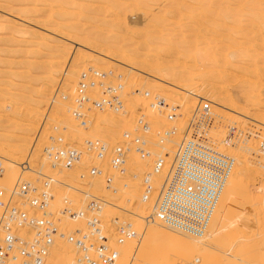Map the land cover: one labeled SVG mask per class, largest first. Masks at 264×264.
<instances>
[{"label":"rangeland","instance_id":"374dc122","mask_svg":"<svg viewBox=\"0 0 264 264\" xmlns=\"http://www.w3.org/2000/svg\"><path fill=\"white\" fill-rule=\"evenodd\" d=\"M4 1L6 2L5 4H3ZM46 1L47 5L41 8L42 6L39 2L30 3L29 0H0V102H2V105L4 103V105H6L7 107L3 110V113L0 112V116L2 117L0 119V146L4 148V150H6L5 148H7L8 151V148L12 143L13 144L11 145V147L14 146L15 143V145L18 146L17 144H19L21 141L22 144L25 143L23 145H25V150L27 149L28 151L26 150L27 152L23 154L24 156L18 160V162H22L19 165L21 167L26 165V163H24L23 161H26V159H30L31 153L32 158H35L34 160H40V155L43 156V152L41 150L45 145L48 144L49 136L55 137L63 134L64 143L74 146H81L85 139L97 138L104 141L109 147H111L124 140L122 136L133 129V124L141 111L147 114L151 129L150 133L146 134L145 137L149 138L153 142H156V134L161 130L170 127L171 125H177L179 131L182 130L186 125L187 120L189 119L190 113L197 105L198 100L200 98H204L211 102L212 113L215 121H218L217 123L223 125H219L221 129L224 128V125L226 124L234 125L236 127L234 148H231L229 152L233 154L236 159L238 157L247 158L248 174L245 176L246 184L243 187L244 189L240 187L239 190H237V194H235V192L232 190V186H234V183L237 179H232L231 177L229 178L228 185L223 191L227 193L225 195V201L224 203H219V205L217 206L213 220L206 233H204L206 237H203L204 235L202 236L203 240L206 238V240L204 241L205 247L203 245L204 248H202V244L199 246L200 243L197 244L194 240H192V237H190V239L188 237L189 242L190 240H192L194 241L195 245L193 246V243L190 242V244L187 245L186 248L183 245V248H181L180 245H175L172 239L173 237L185 234L164 228L162 230L163 232L160 235H154L148 240L144 239L141 241L142 243L140 249L137 253H135V258L138 259H134L132 264H172L171 261L173 255L171 253L176 252V247L177 250L181 249L182 251L180 250V252L178 250L180 255H178V253L176 254V263L173 262V264H211L213 261L214 262L212 264H264V166L262 164L256 163V161H259V158H256V156L259 155L256 147V134L263 135L264 133V129L257 125L261 122L260 125L264 127V125L262 124V120L264 118V50L262 51V49H264V34L262 35V33H264V0H182L183 2H181V0H107V2L106 0H74V2L73 0ZM50 1L53 2H51V5L49 4ZM232 2H234L233 6ZM93 3L97 5H93ZM19 4L20 6L18 7ZM128 4L129 7H127ZM213 4H215L216 6H213ZM35 6H37L38 8L36 9ZM55 7V11L52 12V10H54L53 8ZM62 7L65 9V11L64 9H62ZM49 8L55 20H53V18L52 20L51 18H47V20L46 17L45 19L38 17V15L43 12H48L50 14ZM109 8H111V12ZM74 9L76 12L74 11ZM213 9L215 11H213ZM94 10L96 11L95 15ZM100 10H103V13L102 11L100 12ZM57 11L61 13L62 16H59V14H55V12ZM81 11L83 12V16L81 15ZM206 11L208 12V14L206 13ZM78 12H80V14H78ZM186 12L189 13L186 14ZM75 13L76 16H74ZM124 14L126 17L124 16ZM16 15L19 16L17 17ZM102 17H104L105 19ZM123 17H125V23L123 22ZM129 17L130 20L128 19ZM114 18H116V21L114 20ZM194 19L195 21L193 22ZM60 21L65 23V25ZM200 21L202 22L201 24ZM86 22L87 24H85ZM188 22L189 24H191V26H189ZM52 24L54 25L52 26ZM104 24L107 26H104ZM224 24H226L227 26H224ZM184 25H187L189 27L187 28ZM201 27H203V30H201ZM236 27L237 29H235ZM240 27L246 29V33L245 31H242V28ZM248 27L249 31H252L251 34L248 31ZM43 28L45 29L43 30ZM258 28H260V30H258ZM46 29L50 31H47ZM19 32L21 34H18ZM105 32L106 34H104ZM88 33H91L90 36L92 37H90ZM10 35L11 37H9ZM256 35L258 36V38L256 37ZM22 37L25 39H23ZM217 37H219V39H216ZM89 38H92L91 41H89ZM166 39L171 48V51L169 49V51L166 53L158 52V46L166 43ZM242 39L244 40V43ZM144 40L146 42H144ZM220 40L221 42L225 43L224 47H222L223 44H219ZM231 40H237V42H233ZM258 40L261 44L258 42ZM254 43L257 48H255V45L253 46ZM100 44L101 46L99 49ZM110 45H114L113 50L118 52H116V54L118 55V59L115 58L114 51L108 49ZM138 45H140V47ZM144 45L145 47L143 48ZM234 45L235 49H232V47L234 48ZM257 45H260V47H258ZM149 48L151 50H149ZM252 48L255 52H253ZM109 51L112 52L111 56L113 59L119 60V57L120 59L125 58L126 63L106 61V63L101 64L102 61H105V59L101 58L107 52L109 53ZM218 51H221L219 52L220 54L218 53ZM146 52H148V54ZM150 52L152 56L149 55ZM176 52H179L180 54ZM231 52L234 54V56L232 54V56L230 57ZM96 53H98V55ZM88 57L92 60L90 67H88V69L86 70H81L78 64L80 63L79 65H81V63ZM221 57H224V60H222ZM129 58H131V60H129ZM132 58H137V61L132 60ZM257 58H259V61ZM148 60L149 62H147ZM251 60L252 62H250ZM76 62L78 63L77 65ZM132 63H134L133 65L137 67V70L135 72H128L129 65H131ZM94 64L96 65V69ZM150 64L152 66H150ZM55 66L57 68L59 67V69H57ZM154 66L156 67L154 68ZM252 66L253 69L255 66L254 71L256 70V74L254 73ZM246 68H249V70H246ZM93 69L99 72L101 71L102 73H106L105 78H98L100 81L102 80L101 82H104L105 85H115L117 83H121V85H123V88L127 89V91L122 90L120 95V99L123 102V108L120 110V112L127 111V113L125 115H122L120 112L116 114L117 112L111 111L109 109L103 111L90 110L91 112H87V114L89 115V121L87 122L88 125H86L87 127H82L78 125L77 122L71 117L70 111L73 109V106L75 107V100H73L75 99V95L83 89L77 83H71V85L73 84V89L70 88L71 85L69 84L70 82L68 83V81L66 80L65 72L67 70H71L73 71L74 75L80 74L81 77L82 75H87V81H89V78L92 77L90 70ZM116 71L117 75H115ZM261 71L262 74H260ZM108 72H110V74H108ZM221 72H223V75L221 74ZM230 73H232V76L235 74V77L229 76L231 75ZM150 74H152L153 77L151 75L150 78ZM159 75L164 78V81L166 80L165 82H168L170 84L164 83L162 85L160 81L155 79V77L158 78ZM241 75L243 76V78L241 77ZM256 75L258 76L260 83L259 81H255L258 79ZM246 77H248V82ZM159 78L162 79L161 77ZM183 78H186L188 81V90L195 92L196 94H191L188 90L185 91L180 89L182 87L180 86L181 83H184L182 82ZM231 78L233 79L232 81ZM229 79L231 82L229 81ZM249 79H251V81ZM75 80L79 81V79ZM169 80L174 82H169ZM253 83L254 85L252 86ZM182 85L185 86L184 84ZM90 86L91 88H87L89 92L88 95L92 93L89 97L91 98L90 100L94 101V98L96 100V96L100 98L102 89L100 87L98 88V86H94L95 88L92 89L91 84ZM64 87H67L70 90V93H73L70 94V96L72 95L71 97L69 96L67 97V99L64 98L65 100L60 99L61 97L59 98L58 96H56V89ZM136 89L140 92L148 91L150 97H143L141 93L139 94V92H135ZM84 90L86 89L84 88ZM93 90L95 93L92 92ZM88 92H84V94L87 95ZM256 92L259 93L260 96ZM155 94H158L159 97H161L160 95H162V98L165 99V101L168 103V106H179V113L181 114V116L175 122L168 124V121L165 119L163 113H158L154 109H151L149 107L147 103L150 101V99H152L151 96L153 97ZM184 94L186 95V97H188H185V99L190 101V103L189 101L187 102L189 105L183 99V96H185ZM81 96L85 97L83 94ZM135 99L137 101H134ZM230 99L233 103L235 101L236 104L234 103V105L232 104V102H229ZM50 101H55V103H53L54 110L48 109L50 103H52ZM183 101H185V103ZM185 104L188 105V107H186ZM183 106L188 108V111ZM33 108L34 110L37 108V116L33 115L31 113L32 111H29L33 110ZM23 109L25 110V112ZM46 116L47 118H45ZM94 116L96 117L95 120L94 118H91ZM109 116L111 117L110 120H114L109 122ZM117 116L119 118H117ZM90 119H93L92 121L94 122L90 121ZM180 120L182 122H180ZM221 120L225 121L222 122ZM123 122L125 124H123ZM27 123L30 124V127L29 125L27 127ZM79 128L80 131L84 130V132H81V134L77 133V130H79ZM39 129L42 132L41 134L40 131H37ZM68 130L70 131L69 134L67 132ZM71 131H73V133ZM260 132L261 134H259ZM45 133L48 134V136ZM45 135L47 136V138L45 137ZM178 135L179 133L178 131H176V134L174 135L175 137L173 139L174 141L176 140ZM42 137H45L46 139H43ZM23 138L26 140V142ZM251 141L254 144L253 146H251ZM168 144L169 148H171L172 145L170 144L172 143L168 142ZM164 146L166 147V143L164 144ZM37 150L38 153H36ZM149 150L152 154H154V156H156L155 153L159 154L161 152H164V150H160L158 146L152 143L149 145ZM152 154L149 156L150 158L147 157L149 166L153 160V158L151 157L153 156ZM139 158L140 156L138 154L130 153L127 157L126 165L124 168L126 172L122 175L116 173L115 171L106 169V174H108V172L109 174H111L110 176L112 177L114 186L117 188L116 193H111L108 190V192L104 191V187V189H102L103 191L95 190V193V191H93V187L91 190L87 189L91 187L90 183L88 185L86 184V189L89 191L85 189L87 192L81 191L78 193L72 191L65 185L68 181L65 182L61 178H56L59 183H53V186L51 187V191L53 192L54 196L51 210L53 211V213H56L63 207H71L75 210L83 208L88 199L84 194L91 192L90 194L96 195V197H100L101 194L105 196H107V194H114L112 198L114 201H116L117 205L119 204L125 206V208H130L131 210L135 211L136 209H133L131 207L136 204V199L132 200L130 203H127V201L124 200L122 193L125 191H130L131 193H134L136 195H141L140 180L144 173L139 172L136 169L138 167L136 166V162H138L137 160ZM240 159L241 160H239V162L242 165L245 160H243L242 158ZM29 161L30 163L32 162L31 160ZM5 162L6 161H3V164H5ZM85 162L86 161H82L80 165H76L73 168H70V171L69 169H67L70 172L69 174H71V172H73L72 174L78 173L80 179L78 178L79 181L77 180V183H83V181H81L82 179L85 183H92V178L90 179V177L86 175L87 163ZM34 163L36 164H33V167L35 170H37L39 168L40 162L35 161ZM46 165L47 169H42V171L47 174L50 170L48 160L46 161ZM19 166H16L17 168L15 167L16 169L13 173L16 177L20 174ZM54 167L56 166H51V168ZM61 169L65 170L63 168ZM234 172H237L236 167H234L233 173ZM133 174L135 176H133ZM31 176L34 177V180L36 179L35 174L30 175L29 179H32ZM26 177H29V174H26ZM7 178L8 176H6V178H3L4 180L1 179L0 185L8 184L7 182L9 179ZM94 180L93 182H98V179L94 178ZM103 185L104 184H102V186ZM254 193L258 194L255 195ZM258 197L260 198L258 199ZM246 199H249V203L246 201ZM82 201L85 204H83ZM119 201L120 203H118ZM128 204H130L131 207H127ZM149 212L150 209L147 214ZM98 216L101 219L103 232L108 235H112V233H114L112 225L110 224L111 219L114 217H117L120 220L122 219L129 221L133 226V219H131L132 215L130 216L120 209L103 208L101 206ZM70 224L71 226L69 227ZM65 227H67L68 230H66ZM154 227L157 226L154 225ZM60 228L62 229V231L66 230L67 232L75 229H80L81 231H83L84 220L80 219L77 221H68L67 225H62ZM139 231L142 232L141 230ZM185 238V240H187V236ZM133 242L127 241L125 243L128 251H130L128 256L125 255V252H123L125 244L121 247L118 264H129V258L132 256L133 252V245L136 246L137 244H134ZM172 242L175 245H173V248H171ZM207 242L208 246H210L212 249H210L209 247L207 249ZM129 243L133 245H127ZM190 246H192L191 249L188 248ZM188 249L190 250L189 252ZM199 249L203 253L205 252V254H202ZM214 250H216V254L214 253ZM250 250L253 251L251 252ZM185 251L186 254L183 253ZM195 251H197L196 254L198 257L202 255L201 258H203L204 256V258L207 259L208 255L206 254L210 253L211 256L213 255V258L209 256V261L207 260V262L203 263V260H201V258L199 260V258L195 255H193L192 258L190 257V254H195L193 253ZM74 254L75 249L71 252V255L67 257L65 261H67V259H69L68 261H72ZM222 257L226 260H224ZM176 259L179 260L177 261ZM197 260H199L198 263H196ZM210 260L212 262H210Z\"/></svg>","mask_w":264,"mask_h":264},{"label":"built area","instance_id":"2783aa9c","mask_svg":"<svg viewBox=\"0 0 264 264\" xmlns=\"http://www.w3.org/2000/svg\"><path fill=\"white\" fill-rule=\"evenodd\" d=\"M105 77L106 73H92L88 82L102 89L96 101L75 99L70 115L78 125H87L90 110L109 109L119 113L123 108L121 83L105 85L98 80ZM87 86L80 85L82 89ZM135 92L140 91L136 89ZM141 95L150 97L148 91H141ZM211 106L210 101L200 98L184 128L179 131L176 125H171L156 134V142L145 137L151 129L147 114L141 111L133 129L122 136L124 140L111 147L97 138L85 139L81 146L69 145L59 135L49 136L42 152L49 166L63 169L86 161V175L102 177L104 188L116 193L117 188L106 169L122 175L126 172L124 168L130 153L149 157V145L158 146L164 152L152 154L149 170L140 180L141 199L150 203V212L143 218V224H157L198 238L210 226L236 163V158L229 152L234 148L236 127L226 124L221 129ZM149 107L163 113L170 123L181 116L179 106H168L158 95L152 97ZM120 113L125 115L127 111ZM258 125L264 129L260 123ZM176 131L179 135L174 141ZM256 139L259 161H255L264 166V133L256 134ZM168 142L172 146L165 150L164 144ZM56 182L54 178L41 175L6 190L0 186V264H49L50 251L57 240H63L75 249L70 264H118L121 247L127 241L140 240L132 224L114 217L110 222L114 233H104L98 216L102 205L93 195L87 197L83 208L63 207L53 213L51 187ZM80 219L84 220L83 231L61 230L68 221Z\"/></svg>","mask_w":264,"mask_h":264},{"label":"bare ground","instance_id":"6f19581e","mask_svg":"<svg viewBox=\"0 0 264 264\" xmlns=\"http://www.w3.org/2000/svg\"><path fill=\"white\" fill-rule=\"evenodd\" d=\"M68 1V0H67ZM77 1V0H76ZM89 1V0H88ZM112 1V0H111ZM117 1V0H116ZM132 1V0H131ZM137 1V0H136ZM234 1V0H233ZM29 2L30 3H36V2H39L40 4H41V8H43V6L45 7V5H47V1L46 0H29ZM51 2L52 1H50V5H51ZM73 2H74V0H73ZM106 2H107V0H106ZM122 2V1H121ZM179 2V1H178ZM181 2H183L182 0H181ZM6 2L4 1V3L3 4H5ZM53 3V2H52ZM100 3V2H99ZM123 3H124V1H123ZM131 3V2H130ZM134 3V2H133ZM184 3H186V2H184ZM216 3H218V2H216ZM228 3V2H227ZM48 4V5H49ZM56 4V3H55ZM54 4V5H55ZM70 4V3H69ZM85 4V3H84ZM233 4H234V2H232V6H233ZM236 4H237V2H236ZM252 4V3H251ZM7 5V4H6ZM92 5V4H91ZM93 5H95L94 3H93ZM97 5V4H96ZM95 5V6H96ZM105 5V4H104ZM104 5H103V7H104ZM188 5H189V2H188ZM192 5V4H191ZM240 5V4H239ZM13 6V5H12ZM16 6H17V4H16ZM20 6V4L18 5V7ZM24 6H25V4H24ZM39 6V5H38ZM193 6V5H192ZM213 6H216L215 4H213ZM21 7H22V5H21ZM36 7V9L38 8L37 6H35ZM52 7V6H51ZM98 7V6H97ZM99 7H100V5H99ZM127 7H129V4H128V6ZM237 7H240V6H237ZM261 7H262V5H261ZM95 8V7H94ZM106 8V7H105ZM178 8V7H177ZM226 8H227V6H226ZM54 10H52V12L53 11H55V9H56V7L55 8H53ZM62 9H64L63 7H62ZM61 9V10H62ZM98 9V8H97ZM101 9V8H100ZM108 9V8H107ZM158 9H159V7H158ZM188 9H189V7H188ZM214 9H215V7H214ZM213 9V11H215ZM58 10H59V6H58ZM68 10V9H67ZM66 10V11H67ZM92 10V9H91ZM99 10V9H98ZM109 10H110V12H111V8H109ZM162 10V9H161ZM242 10H244V9H242ZM34 11H35V9H34ZM45 11V10H44ZM64 11H65V9H64ZM74 11H75V9H74ZM77 11H78V9H77ZM93 11V10H92ZM95 11V10H94ZM102 11V13H103V10H100V12ZM123 11V10H122ZM43 12V11H42ZM49 12H50V14L48 13V12H43V13H41V14H39L38 15V17H40V18H44L45 19V17H46V19L47 18H51V20H52V18L54 17L53 15H52V13H51V11H50V8H49ZM76 12V11H75ZM109 12V11H108ZM113 12V11H112ZM120 12H121V10H120ZM179 12V11H178ZM234 12V11H233ZM251 12V11H250ZM261 12H263V11H261ZM82 11H81V15H82ZM101 13V14H102ZM107 13V12H106ZM106 13H105V15H106ZM182 13H185V12H182ZM189 13V12H188ZM187 12H186V14H188ZM206 13L208 14V12L206 11ZM5 14V13H4ZM10 14V13H9ZM35 14V13H34ZM55 14H59V16H62V14L61 13H59L58 11L57 12H55ZM78 14H80V12H78ZM85 14V13H84ZM96 14V11L94 12V15ZM108 14V13H107ZM202 14H204V13H202ZM214 14V13H213ZM7 15V14H6ZM36 15V14H35ZM74 15V14H73ZM93 15V16H94ZM111 15V14H110ZM109 15V16H110ZM115 15V14H114ZM17 16V15H16ZM19 16V15H18ZM17 16V17H18ZM74 16H76V13H75V15ZM83 16V15H82ZM124 16H125V14H124ZM202 16V15H201ZM16 17V18H17ZM97 17V16H96ZM107 17H108V15H107ZM126 17V16H125ZM125 17H123V22L125 21L124 19H125ZM133 17V16H132ZM205 17V16H204ZM207 17V16H206ZM22 18V17H21ZM21 18H19V19H21ZM98 18V17H97ZM102 18H104V17H102ZM101 18V19H102ZM164 18V17H163ZM23 19H24V17H23ZM36 19V18H35ZM105 19V18H104ZM121 19V18H120ZM129 20H130V17L128 18ZM127 19V20H128ZM135 19V18H134ZM14 20V19H13ZM38 20H40V19H38ZM48 20V19H47ZM53 20H55L54 18H53ZM73 20V19H72ZM91 20V19H90ZM95 20H96V18H95ZM106 20H108V19H106ZM110 20H112V19H110ZM114 20L116 21V18H114ZM126 20V21H127ZM132 20V19H131ZM204 20V19H203ZM207 20V19H206ZM77 21V20H76ZM117 21H118V17H117ZM136 21V20H135ZM191 21V20H190ZM195 21V19L193 20V22ZM202 21V20H201ZM200 21V24L202 23ZM241 21V20H240ZM43 22H44V20H43ZM60 22H62V21H60ZM68 22H69V20H68ZM67 22V23H68ZM83 22V21H82ZM109 22V21H108ZM196 22H197V20H196ZM2 23V22H1ZM63 23V22H62ZM72 23V22H71ZM125 23V22H124ZM180 23V22H179ZM5 24V23H4ZM42 24V23H41ZM64 25H65V23H63ZM85 24H87V22L85 23ZM90 24V23H89ZM130 24H131V22H130ZM188 24H189V22H188ZM187 24V25H188ZM256 24H257V22H256ZM11 25H12V22H11ZM54 24H52V26H53ZM101 25V24H100ZM167 25H169V24H167ZM187 25H184L185 27H189V26H191V24H189V26H187ZM203 25V24H202ZM226 24H224V26H225ZM59 26V25H58ZM97 26V25H96ZM104 26H107V25H105L104 24ZM199 26V25H198ZM227 26V25H226ZM233 26V25H232ZM234 26H236V25H234ZM248 26H249V24H248ZM69 27V26H68ZM126 27H127V25H126ZM195 27V26H194ZM251 27V26H250ZM103 28V27H102ZM184 28V27H183ZM227 28V27H226ZM229 28H230V26H229ZM240 28H242V31H245L246 29H244L243 27H240ZM253 28V27H252ZM45 28H43V30H44ZM56 29H57V27H56ZM56 29H55V31H56ZM99 29V28H98ZM97 29V30H98ZM167 29V28H166ZM173 29V28H172ZM225 29V28H224ZM235 29H237V27L235 28ZM234 29V30H235ZM255 29V28H254ZM20 30V29H19ZM47 30V29H46ZM71 30V29H70ZM73 30V29H72ZM169 30V29H168ZM201 30H203V27H201ZM253 30V29H252ZM258 30H260V28H258ZM47 31H50V30H47ZM101 31H102V29H101ZM131 31H132V29H131ZM248 31H249V27H248ZM66 32V31H65ZM119 32V31H118ZM198 32V31H197ZM250 32V31H249ZM252 32V31H251ZM251 32H250V34H251ZM51 33V32H50ZM56 33H57V31H56ZM171 33V32H170ZM245 33H246V31H245ZM248 33V32H247ZM255 33H256V30H255ZM3 34H4V32H3ZM15 34V33H14ZM18 34H21L20 32L18 33ZM23 34V33H22ZM91 34V33H90ZM90 34L88 33V35L90 36ZM104 34H106V32L104 33ZM242 34V33H241ZM249 34V33H248ZM254 34V33H253ZM260 34V33H259ZM259 34H257V35H259ZM264 33H262V35H263ZM25 35V34H24ZM27 35V34H26ZM74 35V34H73ZM86 35H87V33H86ZM185 35V34H184ZM216 35V34H215ZM217 35H218V33H217ZM220 35V34H219ZM224 35V34H223ZM222 35V36H223ZM229 35V34H228ZM256 35V37L258 38V36ZM16 36V35H15ZM21 36V35H20ZM23 36V35H22ZM40 36V35H39ZM168 36H169V34H168ZM248 36V35H247ZM9 37H11V35L9 36ZM8 37V38H9ZM48 37V36H47ZM51 37V36H50ZM70 37V36H69ZM68 37V38H69ZM79 37V36H78ZM82 37V36H81ZM90 37H92V36H90ZM14 38V37H13ZM15 38H17V37H15ZM23 38V37H22ZM85 38H86V36H85ZM129 38V37H128ZM127 38V39H128ZM19 39V38H18ZM23 39H25V38H23ZM32 39V38H31ZM92 39V38H91ZM91 39L89 38V41H91ZM216 39H219V37H217ZM234 39V38H233ZM260 39H261V35H260ZM66 40V39H65ZM95 40V39H94ZM78 41H79V39H78ZM224 41V40H223ZM231 41H233V40H231ZM230 41V42H231ZM234 41H236L237 42V40H234ZM233 41V42H234ZM240 41V40H239ZM242 41H243V43H244V40L242 39ZM246 41V40H245ZM255 41H256V39H255ZM263 41H264V39H263ZM94 42V41H93ZM92 42V43H93ZM118 42V41H117ZM144 42H146L145 40H144ZM258 42H259V40H258ZM261 42H262V40H261ZM260 43V42H259ZM220 45L221 44H223L222 45V47H224V42H221V40H220V43H219ZM241 44H242V42H241ZM246 44V43H245ZM257 44V43H256ZM261 44V43H260ZM82 45V44H81ZM88 45V44H87ZM93 45V44H92ZM98 45V44H97ZM104 45V44H103ZM102 45V46H103ZM130 45H131V43H130ZM145 45H146V43H145ZM145 45L143 46V48L145 47ZM255 45V43L253 44V46ZM100 46H101V44L99 45V49H100ZM139 47H140V45H138ZM152 46V45H151ZM229 46V45H228ZM233 46V45H232ZM241 46V45H240ZM244 46V45H243ZM248 46V45H247ZM258 46V45H257ZM263 46V45H262ZM261 46V47H262ZM17 47V46H16ZM94 47H96V46H94ZM147 47V46H146ZM148 47H149V44H148ZM230 47H231V45H230ZM229 47V48H230ZM245 47H246V45H245ZM250 47H252V46H250ZM258 47H260V45L258 46ZM14 48V47H13ZM85 48V47H84ZM91 48V47H90ZM104 48H106V47H104ZM132 48V47H131ZM220 48V47H219ZM255 48H257L256 47V45H255ZM9 49V48H8ZM38 49V48H37ZM87 49V48H86ZM94 49V48H93ZM109 50H113L114 49V45H110L109 46V48H108ZM169 49H170V51H171V48H170V46H169V44L167 43V39H166V43H164V44H161L160 46H158V48H157V51L158 52H160V53H166V52H168L169 51ZM174 49V48H173ZM223 49V48H222ZM232 49H235V45H234V48L232 47ZM248 49H249V47H248ZM253 49V48H252ZM117 50H118V48H117ZM149 50H151L150 48H149ZM186 50V49H185ZM224 50V49H223ZM240 50V49H239ZM259 50H260V48H259ZM264 49H262V51H263ZM65 51V50H64ZM111 51H109V53L107 52L105 55H103V57L101 58V59H105V61H102L101 62V64H104V63H106V61H115V62H119V63H126L125 61V58H121L120 59V57H119V60H117L118 59V55L116 54V52L117 51H114V55H115V58H117V59H113L112 58V56H111ZM127 51V50H126ZM138 51V50H137ZM153 51V50H152ZM250 51H252V50H250ZM249 51V52H250ZM120 52V51H119ZM219 52H221V51H218V53ZM247 52V51H246ZM253 52H255L254 51V49H253ZM256 52H258V51H256ZM49 53V52H48ZM118 53V52H117ZM147 54H148V52H146ZM175 53V52H174ZM176 53H179V52H176ZM209 53H210V51H209ZM97 55H98V53H96ZM102 54V53H101ZM121 54V53H120ZM154 54H156V53H154ZM180 54V53H179ZM220 54V53H219ZM218 54V55H219ZM232 52H231V55H230V57L232 56ZM261 54V53H260ZM55 55V54H54ZM116 55H117V57H116ZM149 55H151L152 56V54H151V52H150V54ZM226 55V54H225ZM243 55H244V53H243ZM67 56H68V53H67ZM125 56V55H124ZM176 56H177V54H176ZM179 56V55H178ZM233 56H234V54H233ZM254 57V56H253ZM158 58V57H157ZM222 58V57H221ZM233 58V57H232ZM251 58V57H250ZM126 59H127V57H126ZM137 58H132V60H136ZM160 59H161V57H160ZM208 59V58H207ZM258 59V61H259V58H257ZM52 60H53V58H52ZM76 60V59H75ZM129 60H131V58H129ZM205 60V59H204ZM222 60H224V57L222 58ZM231 60H233V59H231ZM50 61V60H49ZM54 61H55V59H54ZM137 61V60H136ZM171 61V60H170ZM201 61V60H200ZM255 61H256V59H255ZM78 62V61H77ZM76 62V65L78 64ZM91 62H92V60H91V58H87L85 61H83L82 63H81V65H79L78 64V66H80V68H81V70L83 69V70H86V69H88V67H90V64H91ZM147 62H149V60L147 61ZM151 62V61H150ZM225 62V61H224ZM230 62V61H229ZM250 62H252V60L250 61ZM146 63V62H145ZM180 63V62H179ZM183 63V62H182ZM226 63V62H225ZM260 63H261V61H260ZM49 64V63H48ZM68 64V63H67ZM66 64V65H67ZM134 63H132L131 65H129V68H128V72L130 71V72H135L136 70H137V67H135L134 65H133ZM240 64V63H239ZM264 64V63H263ZM95 65V64H94ZM93 65V66H94ZM148 65V64H147ZM184 65V64H183ZM244 65V64H243ZM57 66V65H56ZM55 66V67H56ZM62 66V65H61ZM78 66H77V69H78ZM128 66V65H127ZM150 66H152L151 64H150ZM157 66H158V63H157ZM160 66V65H159ZM188 66V65H187ZM233 66H234V64H233ZM264 66V65H263ZM99 67V66H98ZM156 66H154V68H155ZM21 68V67H20ZM57 68V67H56ZM70 68V67H69ZM149 68V67H148ZM236 68V67H235ZM258 68V67H257ZM11 69H12V67H11ZM57 69H59V67L57 68ZM76 69V70H77ZM95 69H96V65H95ZM95 69H93V70H90V72H91V75H92V73H102L101 71L99 72V71H97V70H95ZM105 69V68H104ZM252 69H253V66H252ZM254 69H255V66H254ZM254 69H253V71H254ZM246 70H249V68H246ZM10 71V70H9ZM28 71V70H27ZM78 71V70H77ZM80 71V70H79ZM88 71V70H87ZM207 71V70H206ZM223 71V70H222ZM228 71V70H227ZM256 71V70H255ZM255 71H254V73H255ZM263 71H264V68H263ZM25 72V71H24ZM30 72V71H29ZM84 72V71H83ZM111 72V71H110ZM110 72H108V73H110ZM204 72H205V70H204ZM229 72V71H228ZM242 72V71H241ZM66 73V80L68 81V83L71 85V83H77L79 86L80 85H83V84H88V87L87 88H91V86H90V83H88L89 81H87V78H88V76L87 75H82V77L80 76V74H78V75H74L73 74V71H66L65 72ZM86 73H88V72H86ZM85 73V74H86ZM126 73V72H125ZM223 72H221V74H222ZM253 73V74H254ZM130 74V73H129ZM219 74H220V72H219ZM218 74V75H219ZM231 75H229V76H232V73H230ZM242 74V73H241ZM256 74V73H255ZM260 74H262V71H261V73ZM48 75V74H47ZM49 75H50V73H49ZM48 75V76H49ZM108 75V74H107ZM115 75H117V71H116V74ZM151 75L152 74H150V78H151ZM223 75V74H222ZM235 75V74H234ZM232 76V77H235V76ZM251 75H252V73H251ZM87 76V77H86ZM114 76V75H113ZM154 76H157V75H154ZM257 76V75H256ZM54 77V76H53ZM152 77H153V75H152ZM159 77H161L162 78V76H160L159 75ZM156 78L155 77V79H157L158 81H160V83H162V85L165 83V84H170V83H168V82H165L163 79L164 78H162V79H160V78ZM241 77L243 78V76L241 75ZM240 77V78H241ZM248 77H249V75H248ZM248 77H246L247 78V82H248ZM245 78V77H244ZM257 78H258V76H257ZM75 79H79V81L78 80H75ZM132 79V78H131ZM153 79V78H152ZM154 79V80H155ZM255 79H256V77H255ZM86 80V81H85ZM89 80H91L90 78H89ZM99 80V79H98ZM122 80V79H121ZM134 80V79H133ZM233 79L231 78V81H232ZM250 81H251V79H249ZM44 81H45V79H44ZM77 81V82H76ZM102 81V80H101ZM118 81V80H117ZM135 81H136V79H135ZM140 81V80H139ZM156 81V80H155ZM162 81V82H161ZM168 81V80H167ZM186 81V82H185ZM227 81V80H226ZM229 81H230V79H229ZM230 81V82H231ZM235 81H237V80H235ZM255 81H259V78L257 79V80H255ZM108 82V81H107ZM112 82H114V81H112ZM169 82H174V81H170L169 80ZM175 82H177V81H175ZM182 82H184V83H181V82H179V83H181V85L180 86H182L180 89L181 90H185V91H187L188 90V87L189 86H187L188 84V81H187V79L185 78H183L182 79ZM104 83V82H103ZM114 83H116V82H114ZM113 83V84H114ZM159 83V84H160ZM201 83V82H200ZM251 83V82H250ZM259 83H260V81H259ZM262 83V82H261ZM158 84V85H159ZM182 84H184L185 86H183ZM73 85V84H72ZM72 85L70 86V88H72ZM76 85V84H75ZM92 85V84H91ZM138 85V84H137ZM179 85V84H178ZM210 85H211V83H210ZM224 85V84H223ZM247 85H250V84H247ZM254 85V83L252 84V86ZM261 85V84H260ZM52 86V85H51ZM50 86V87H51ZM60 86V85H59ZM65 86H66V84H65ZM95 85H92V89L93 88H95L94 87ZM255 86H256V84H255ZM263 86V85H262ZM68 87V86H67ZM67 87H64V88H57L56 89V96H58L60 99H67V97H69L70 96V94H73V93H70V90L67 88ZM74 87V86H73ZM203 87V86H202ZM87 88H85L86 90H82V91H80L79 93H77L76 95H75V99H83V98H89L90 97V95L92 94H90V95H88L89 94V92H88V89ZM99 88V87H98ZM248 88V87H247ZM258 88H259V84H258ZM55 89V88H54ZM73 89V88H72ZM121 90H124V91H127V89H125V88H123V85H121V88H120ZM44 90H45V87H44ZM51 90V89H50ZM97 90V89H96ZM222 90V89H221ZM235 90V89H234ZM40 91H41V89H40ZM189 91V90H188ZM73 92V91H72ZM84 92H88L87 93V95H85L84 94ZM93 93H95L94 92V90L92 91ZM191 94H196L195 92H192V91H189ZM233 92V91H232ZM252 92V91H251ZM251 92H249V93H251ZM38 93H39V90H38ZM141 92H139V94H140ZM187 93V92H186ZM217 93H218V91H217ZM237 93V92H236ZM253 93V92H252ZM257 93V92H256ZM84 95L85 97H82L81 95ZM133 94H134V92H133ZM139 94H136V95H139ZM258 95H259V93H257ZM94 95V94H93ZM156 95V94H155ZM158 95V94H157ZM164 95V94H163ZM185 95V94H184ZM247 95H248V93H247ZM72 96V95H71ZM70 96V97H71ZM95 96V95H94ZM130 96V95H129ZM161 97H162V95H160ZM183 96V95H182ZM257 96V95H256ZM260 96V95H259ZM55 97V96H54ZM97 98H98V96H96ZM134 97H135V95H134ZM137 97V96H136ZM142 97V96H141ZM185 97H186V95L185 96H183V99L186 101V103L189 101V100H187V99H185ZM92 98H93V96H92ZM97 98H96V100H97ZM123 98H124V96H123ZM140 98V97H139ZM151 98H152V96H151ZM165 98V97H164ZM168 98V97H167ZM186 98H188V97H186ZM231 98V97H230ZM64 99V100H65ZM75 99H73V100H75ZM89 99H91V98H89ZM144 99V98H143ZM228 99H229V97H228ZM72 100V99H71ZM95 100V98H94V101H96ZM151 100L152 99H150V101L147 103L148 105H149V103L151 102ZM218 100V99H217ZM134 101H137L136 99L134 100ZM173 101V100H172ZM171 101V102H172ZM185 101H183L184 103H185ZM228 101V100H227ZM249 101H251V100H249ZM253 101V100H252ZM260 101V100H259ZM4 102V101H3ZM50 102H52V103H50V105H49V107H48V109H50V110H54V108H53V103H55V101H50ZM57 102H59V101H57ZM65 102V101H64ZM63 102V103H64ZM146 102V101H145ZM182 102V103H183ZM229 102H232V100L230 99L229 100ZM137 103V102H136ZM175 103V102H174ZM189 103H190V101H189ZM216 103V102H215ZM234 103L236 104V102L234 101ZM233 102H232V104H234ZM142 104V103H141ZM143 104H145V103H143ZM188 104V103H187ZM234 104V105H235ZM61 105V104H60ZM60 105H59V108H60ZM147 105V106H148ZM181 105V104H180ZM182 105H184V104H182ZM189 105V104H188ZM188 105H186L185 104V106L186 107H188ZM185 106H183V107H185ZM225 106V105H224ZM230 106H232V105H230ZM31 107V106H30ZM185 107V109H187V111H188V108H186ZM226 107V106H225ZM7 107H6V105H4V103H3V105H2V102H0V112H2L3 113V110L4 109H6ZM73 108H74V106H73ZM182 108V107H181ZM20 109H22V108H20ZM28 109V108H27ZM26 109V110H27ZM37 109V108H36ZM36 109L34 110V108H33V110H29V111H32L31 113L33 114V115H36L37 116V114H38V110L36 111ZM180 109V108H179ZM183 109V108H182ZM24 110V109H23ZM56 110H57V108H56ZM230 110V109H229ZM15 111V110H14ZM248 111V110H247ZM5 112V111H4ZM12 112V111H11ZM16 112V111H15ZM21 112V111H20ZM24 112H25V110H24ZM63 112H64V110H63ZM63 112H62V115H63ZM91 112V111H90ZM96 112V111H95ZM181 112H182V110H181ZM6 113V112H5ZM30 113V112H29ZM61 113V112H60ZM111 113V112H110ZM32 114H31V116H32ZM40 114V113H39ZM43 114V113H42ZM95 114H97V113H95ZM116 114H118V113H116ZM115 114V115H116ZM240 114H241V112H240ZM1 115V114H0ZM90 115H91V113H90ZM114 115V114H113ZM112 115V116H113ZM183 115H184V113H183ZM238 115V114H237ZM50 116V115H49ZM220 116V115H219ZM239 116V115H238ZM241 116H242V114H241ZM54 117V116H53ZM124 117V116H123ZM227 117V116H226ZM2 117L0 116V119H1ZM45 118H47V116L45 117ZM91 118H94V120H95V116L94 117H91ZM101 118V117H100ZM99 118V119H100ZM110 116L108 117V121L110 120ZM115 118H116V116H115ZM117 118H119L118 116H117ZM185 118H187V117H185ZM232 118V117H231ZM8 119V118H7ZM66 119V118H65ZM105 119V118H104ZM103 119V120H104ZM225 119V118H224ZM235 119H236V116H235ZM93 119H90V121H92ZM114 120V119H113ZM113 120H110L109 122H111V121H113ZM125 120V119H124ZM123 120V121H124ZM160 120V119H159ZM48 121V120H47ZM121 121V120H120ZM222 121V120H221ZM225 121V120H224ZM224 121H222V122H224ZM92 122H94V121H92ZM180 122H182L181 120H180ZM220 122V121H219ZM227 122V121H226ZM235 122V121H234ZM260 122V121H259ZM258 122V123H259ZM262 124L264 125V118H263V120H262ZM44 123V122H43ZM119 123V122H118ZM170 122H168V124H169ZM236 123V122H235ZM243 123V122H242ZM254 123V122H253ZM261 123V122H260ZM24 124V123H23ZM39 124V123H38ZM123 124H125L124 122H123ZM176 124V123H175ZM233 124V123H232ZM28 125H29V127H30V124H28L27 123V127H28ZM32 125V124H31ZM67 125V124H66ZM88 125V124H87ZM258 125V124H257ZM19 126H21V125H19ZM69 126V125H68ZM177 126V125H176ZM35 127V126H34ZM37 127H38V125H37ZM66 127V126H65ZM87 127V126H86ZM255 127V126H254ZM258 127V126H257ZM25 128V127H24ZM24 128H22V129H24ZM41 128V127H40ZM69 128V127H68ZM238 128V127H237ZM61 129V128H60ZM59 129V130H60ZM58 130V131H59ZM63 130V129H62ZM256 130V129H255ZM259 130V129H258ZM38 132L40 131V129L39 130H37ZM7 132H10V131H7ZM68 132V134H69V130L67 131ZM72 133H73V131H71ZM81 132H84V130L82 131H80V128H79V130H77V133H80L81 134ZM88 132V131H87ZM253 132V131H252ZM1 133V132H0ZM42 132L40 131V134H41ZM61 133V132H60ZM66 133V132H65ZM39 134V135H40ZM46 134V133H45ZM79 134V135H80ZM87 134V133H86ZM259 134H261V132L259 133ZM23 135V134H22ZM47 136H48V134H46ZM45 135V137L47 138V136ZM62 135V137H63V134H61ZM78 135V134H77ZM72 136V135H71ZM245 136H246V134H245ZM23 137V136H22ZM45 137H42L43 139L45 138ZM91 137V136H90ZM93 137V136H92ZM251 137V136H250ZM24 138H25V135H24ZM23 138V139H24ZM45 138V139H46ZM80 138V137H79ZM253 138V137H252ZM248 139H249V137H248ZM25 140V139H24ZM23 140V141H24ZM253 140V139H252ZM254 140H255V138H254ZM28 141V140H27ZM25 142H26V140H25ZM254 142V141H253ZM15 143V142H14ZM18 143V142H17ZM251 143H252V141H251ZM8 144V143H7ZM13 144V143H12ZM11 144V145H12ZM16 144V143H15ZM14 144V146H12L11 147V145H10V147L8 148V151H7V148H5L6 150H4V148H2L1 146H0V167L2 168V177H1V179H3V178H6V176H8V178L7 179H9L8 180V184H1L0 186H1V188L2 189H9V188H11V187H14L15 185H17L19 182H22V181H30V180H32L34 177L33 176H31L32 177V179H29L30 178V175H32V174H35L36 176V178H38V177H40L41 175H44V176H46V177H49V178H54V179H58V178H61V179H63V181H68V182H66L67 184H65L68 188H70L72 191H75V192H81V191H86L87 189H89V190H91L92 189V187L94 188V190L93 191H99V190H101V191H103L102 189H104L103 187H104V185L102 186V184H104L103 183V178L102 177H98V178H96V179H98L97 181L98 182H93V180H94V178H92V183L91 182H88V183H85L84 182V180L82 179L81 181H83V183H77L76 181L78 180V178L80 179V177H79V175H78V173H76V172H74V173H76V174H72L73 172H71V174H69L70 172V169H69V171L67 170V169H65V170H62L60 167H54V168H51V166H49L50 167V170H49V172L46 174L44 171H42V169H47V165H46V161H47V159H46V156H44V153H43V156H41L40 155V160H34L35 158H32V153H31V155H30V159H26V161H23L24 163H26V165L25 166H19L22 162H18V160L21 158V157H23L24 155V153L25 152H27L26 150H25V145H23V144H25V143H23L22 144V141L19 143V144H17L18 146H16ZM21 144V145H20ZM27 144V143H26ZM39 145V144H38ZM170 145H172V144H170ZM254 144L252 143L251 144V146H253ZM8 146V145H7ZM250 146V147H251ZM39 147V146H38ZM37 147V148H38ZM165 147V146H164ZM167 147V148H166ZM166 147H165V150L167 149V150H170V148H169V144L168 143H166ZM256 147H257V145H256ZM10 148H11V150H10ZM30 150V149H29ZM31 151H32V149H31ZM42 151V150H41ZM162 151H163V149H162ZM30 152V151H29ZM34 153V152H33ZM36 153H38V150L36 151ZM152 154V153H151ZM156 154V153H155ZM36 156V155H35ZM249 156V155H248ZM38 158V157H37ZM150 158V157H149ZM153 158V157H152ZM240 158H244V157H238L236 160V169H237V172H234L232 175H231V178L233 179H237L236 181H235V183H234V186H232L233 187V191L235 192V194H237V190H239V188L241 187V188H243L244 187V185L246 184L245 183V181H246V179H245V176L248 174L247 173V169H248V162H247V158H244L243 160H245V162L241 165V163L239 162V160H241ZM147 157H140L137 161L138 162H136V166H138L136 169L139 171V172H143V173H145V172H147L148 170H149V165H148V162H147ZM29 160H31L32 162L30 163V161ZM3 161H6L5 162V164H3ZM35 161H39L40 162V164H39V168L37 169V170H35L34 169V167H33V164H36V163H34ZM247 162V163H246ZM16 166H19L20 167V174L19 175H17V177L15 176V174H13L14 173V170L17 168ZM16 167V168H15ZM145 170V171H144ZM108 171V170H107ZM250 172V171H249ZM26 174H29V177H26ZM108 174H109V172H108ZM6 175V176H5ZM109 175H111V174H109ZM251 175V174H250ZM25 176V177H24ZM85 176V175H84ZM140 176V175H139ZM81 177H82V174H81ZM83 178H85V177H83ZM0 179V180H1ZM91 179V178H90ZM101 179V180H100ZM4 180V179H3ZM6 180V179H5ZM34 180V179H33ZM79 181V180H78ZM94 181H96V180H94ZM6 182V181H5ZM90 183V185H91V187L90 188H87L86 187V184L88 185ZM89 185V186H90ZM251 185V184H250ZM249 185V186H250ZM87 188V189H86ZM86 189V190H85ZM244 189V188H243ZM246 189V188H245ZM256 189V188H255ZM89 190H87V191H89ZM86 191V192H87ZM96 191H95V193H96ZM104 191H107V190H105L104 189ZM242 191V190H241ZM250 191H254V190H250ZM85 192V193H86ZM108 192V191H107ZM91 193V192H90ZM90 193H86V194H84L85 196H87V197H89L90 195H92V194H90ZM112 193V192H111ZM224 193V194H223ZM222 193V195H221V198H220V200H219V203L221 204V203H224V201H225V195L227 194L226 192H223ZM94 194V193H93ZM105 194V193H104ZM123 195V198H124V200L125 201H127V203H130L132 200H134V199H136V204L133 206V207H131L130 206V204H128L127 205V207L129 206V207H131V208H133V209H136L135 211H137V212H135V211H133V210H131L130 208H125V206H122V205H117L116 204V201H114L113 200V196H114V194H107V196H105V195H100V197L98 196V197H96V195H93L94 197H96L97 199H98V201L101 203V205H102V207L103 208H110V209H120V210H122V211H124V212H126L127 214H129L131 217V219H133V228H134V230L139 234V236H140V240L138 241V242H133V241H131L130 240V242H133L134 244H136V246H134L133 244V252H132V256L129 258V264H132L133 263V261H134V259L136 260V259H138V258H135V253H137L138 252V250L140 249V246H141V241L142 240H148V239H150V237H152V236H154V235H160L163 231V229H164V227H162V226H160V225H157V224H148V225H144V224H142V222H143V218H145L146 216H147V212L149 211V209H150V203L149 202H146V201H143L142 199H141V195H136V194H134V193H131L130 191H125V192H123L122 193ZM255 194V193H254ZM256 194H258V193H256ZM255 194V195H256ZM258 196V195H257ZM257 196H256V198H257ZM253 197V196H252ZM251 197V198H252ZM255 197V196H254ZM122 198V199H123ZM250 198V197H249ZM260 197H258V199H259ZM84 200H86V199H84ZM248 200L249 199H246V201L248 202ZM255 200V199H254ZM245 201V200H244ZM83 202V201H82ZM118 203H120V201L118 202ZM219 203H218V205H219ZM249 203V202H248ZM83 204H85L84 202H83ZM253 204V203H252ZM257 204V203H256ZM259 205V204H258ZM85 206V205H84ZM249 206V205H248ZM138 209V210H137ZM131 223V222H130ZM257 223V222H256ZM65 225H67V224H65ZM144 225V226H143ZM154 225L155 226H157V227H154ZM71 226V224L69 225V227ZM264 226V225H263ZM64 227V226H63ZM151 227H154V228H151ZM66 228V230H68V228L67 227H65ZM62 230V229H61ZM65 230V229H64ZM64 231V232H67V231ZM139 230H141L142 232H140ZM260 235V234H259ZM187 236V235H186ZM185 235H181V236H176V237H173V242H174V244L176 245H180L181 246V248H183V246H185V248H186V246L187 245H189L190 244V242H192L193 243V246L195 245L194 244V241L197 243V244H199V246L202 244V248H204L205 247V243H204V241L206 240V238L203 240L202 239V236L201 237H198V238H192V240H194V241H192V240H190V242H189V239H190V236H187V240H188V242H187V240H185L186 237ZM188 237H189V239H188ZM203 237H206V235H204ZM254 239V238H253ZM209 240V239H208ZM235 241V240H234ZM173 242H172V247L171 248H173ZM191 243V244H192ZM259 243V242H258ZM237 244V243H236ZM255 244V243H254ZM127 245H131L130 243L129 244H127ZM131 245V246H132ZM174 245V246H175ZM183 245V246H182ZM203 245H204V247H203ZM198 246V247H199ZM255 246V245H254ZM207 249H208V247L210 248V249H212L210 246H208V242H207ZM175 248V247H174ZM188 248H192V246H190V247H188ZM232 248V247H231ZM250 248H251V246H250ZM201 249V248H200ZM199 249V250H200ZM74 249L72 248V246L70 245V244H66L65 243V241H63V240H57L56 242H55V244L53 245V247L51 248V251H50V255H49V258H48V263L49 264H70V262H72V261H68L69 259H67V261H65L66 260V258L67 257H69L70 255H71V252L73 251ZM173 250V249H172ZM175 250H176V252H172L171 254L173 255V256H175V257H173L172 256V261H171V263L173 264V262H175L176 263V261H175V258H177V253H178V255H180V253H179V251L181 250H177V247L175 248ZM174 250V251H175ZM198 250V249H197ZM263 250V249H262ZM182 251V250H181ZM180 251V252H181ZM190 250L188 249V252H189ZM192 251V250H191ZM194 251V250H193ZM235 251V250H234ZM251 252L253 251V250H250ZM256 251H257V249H256ZM123 252H125V255H127L128 256V254H129V252L130 251H128V248H127V246H126V244L124 245V249H123ZM200 252H202L201 250H200ZM218 252V251H217ZM239 252V251H238ZM248 252V251H247ZM173 253H175V254H173ZM184 254H186V251L185 252H183ZM182 253V254H183ZM193 253H195V254H190L191 256V258H192V256L193 255H195V256H197V251H195V252H193ZM214 253L216 254V250H214ZM213 253V254H214ZM245 253V252H244ZM255 253V252H254ZM202 254H205V252L203 253L202 252ZM214 254V255H215ZM221 254V253H220ZM220 254H219V256H220ZM250 254V253H249ZM263 254V253H262ZM188 255H189V253H188ZM201 255V254H200ZM206 255H208V258L207 259H205L204 258V256H203V258H201V256L200 257H198L199 258V260H200V258H201V260H203V263L204 262H207V260L209 259V256L210 257H212L213 258V255L211 256V254L210 253H207ZM205 255V256H206ZM218 255V254H217ZM243 255V254H242ZM259 255V254H258ZM239 256V255H238ZM180 257V256H179ZM189 257V258H190ZM215 257V256H214ZM240 257V256H239ZM174 258V259H173ZM219 258V257H218ZM223 258V257H222ZM258 258V257H257ZM261 258H262V256H261ZM181 259V258H180ZM196 259V258H195ZM211 259V258H210ZM215 259V258H214ZM220 259V258H219ZM218 259V260H219ZM224 259V258H223ZM230 259V258H229ZM241 259V258H240ZM177 260V259H176ZM179 260V259H178ZM177 260V261H178ZM184 260H185V258H184ZM190 260V259H189ZM193 260H194V258H193ZM199 260H197L196 261V263H198V261ZM206 260V261H205ZM212 260V259H211ZM210 260V262H212ZM224 260H226V259H224ZM181 261H183V260H181ZM187 261H188V259H187ZM186 261V262H187ZM209 261V260H208ZM217 261V260H216ZM237 261H238V259H237ZM243 261V260H242ZM214 262V261H213ZM212 262V263H213ZM228 262H229V260H228ZM231 262H232V260H231ZM252 262V261H251ZM250 262V263H251ZM211 263V264H212ZM241 263V262H240ZM245 263V262H244ZM200 264V263H199ZM210 264V263H209ZM236 264V263H235ZM243 264V263H242ZM248 264V263H247Z\"/></svg>","mask_w":264,"mask_h":264}]
</instances>
